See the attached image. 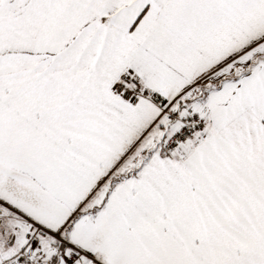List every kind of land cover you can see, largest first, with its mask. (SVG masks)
Returning a JSON list of instances; mask_svg holds the SVG:
<instances>
[{
    "label": "snow or ice",
    "instance_id": "1",
    "mask_svg": "<svg viewBox=\"0 0 264 264\" xmlns=\"http://www.w3.org/2000/svg\"><path fill=\"white\" fill-rule=\"evenodd\" d=\"M0 264H264V0H0Z\"/></svg>",
    "mask_w": 264,
    "mask_h": 264
}]
</instances>
